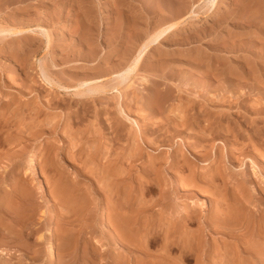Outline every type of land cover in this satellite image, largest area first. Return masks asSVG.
I'll use <instances>...</instances> for the list:
<instances>
[{"label": "rangeland", "instance_id": "374dc122", "mask_svg": "<svg viewBox=\"0 0 264 264\" xmlns=\"http://www.w3.org/2000/svg\"><path fill=\"white\" fill-rule=\"evenodd\" d=\"M179 19L184 21L152 47L142 67L121 81L117 74L146 34ZM37 25L51 34L48 52L40 36L0 41V220L6 214L15 220L9 222L14 238L0 244V264H138L160 258L161 243L122 238L115 245V205L132 188L133 198L153 206L137 213V224L155 214L166 224L176 222L175 210L191 199L206 216L219 208L208 199L220 196L209 192L208 180L190 187L195 194L189 187L182 191L192 195L184 200L168 182L213 170L220 173L219 193L232 195L236 210L249 215L236 234L263 242V249L237 255L231 241L233 264L263 263L264 0H0V27ZM40 63L61 84L88 79L111 88L87 97L58 91L42 79ZM40 143L38 178L31 160ZM185 156L181 176L176 162ZM153 161L159 174L147 172ZM255 188L261 197L246 202L244 194L253 196ZM190 225L195 231L204 226ZM215 235L207 236L208 246L222 245L224 237ZM170 257L179 260L177 251Z\"/></svg>", "mask_w": 264, "mask_h": 264}, {"label": "bare ground", "instance_id": "6f19581e", "mask_svg": "<svg viewBox=\"0 0 264 264\" xmlns=\"http://www.w3.org/2000/svg\"><path fill=\"white\" fill-rule=\"evenodd\" d=\"M80 1L81 2H84V0H80ZM211 1L214 4V3H216L217 0H211ZM190 15H193V14H190ZM186 18H188V17H186ZM183 21H184V19L183 20L182 19H179V20H176V21L168 22L167 24L164 23V25L158 27V29L154 30V32L152 31L153 33L150 32L151 33V34L149 33L150 35L147 33L146 35H147L148 38H146V39L143 38L145 40L142 39L143 40L142 44L141 45L138 44V45H140V46H138V47H140L139 50L137 49L138 50L137 53L134 55V57L132 56L133 58L131 59L130 62L129 61L126 62V63L129 62L126 65V67H121L123 69H121L122 71L117 74V77L121 81H124V80L128 79L131 75H133L134 74L133 72L138 71L140 69V67H142V64L144 62V59H145L146 55L148 54V52L152 49V47H154L155 45H158V43H160L170 33H172ZM8 24H10V23H8ZM17 26H19V25H17ZM26 26H22V27H14V26H11V27H0V37L2 38V39H0V41L2 42L3 39L13 40L14 41V40H17V39H22V38H26L27 39V38H31V37H33V40H34V37L35 36H40V37H43L42 39H43V42H44V47H43V45H42V47L48 52L49 48H51L50 47V45H51V40H50L51 34L50 33H47V31H46V29L44 27H40L38 25H37L38 27H26ZM137 33H139V31ZM139 43H141V42L139 41ZM41 64L42 63H40V72H41L40 75H42V79H44L46 82L48 81L49 83H51L50 86L52 88L56 89V90L58 89V91L59 90L60 91H64L67 94H68V92L72 91L73 92L72 94L75 95V96H79V95L80 96H83V95H85L86 97L88 95L91 96V95H94V94H97V93H101L102 94V92L105 91L103 89L105 86L104 87L102 86V84H103L102 82H101L102 84L100 83L99 85H96L95 86L93 80L90 81L88 79H86V80L84 79V81L82 79L79 80L78 82L76 81L77 84L75 86H72V85L71 86H67V85L61 84V83L57 82V80H54L53 78H51L50 77L51 75L49 76V74L47 73V70L43 67L45 65L42 66ZM123 66H125V64ZM121 81H119V82H121ZM117 83H118V81H117ZM118 84H117V86H118ZM100 85H101V88H100ZM108 87H109V85L107 86V88ZM110 88H111V85H110L109 89ZM97 95L99 96V94H97ZM208 122L211 124L212 121L211 122L208 121ZM212 126H214V125H212ZM201 138L200 139L197 138L198 139V142H199V140H201ZM200 142H202V141H200ZM42 147H43V144L40 143L39 146L37 148H35V150L33 152V155H32V160H31V168L33 169V171L35 172V174L38 176V178L41 176L40 175V164L38 162V159H39V157L41 155ZM193 153H194V151H193ZM195 156H196V158H198L200 160V157H199L200 155L195 154ZM228 159L232 162V161L235 160V156H233L232 154H229L228 155ZM187 160H188V157L185 156L182 160H179L178 162H176L177 163L176 166L179 169V172L176 171L177 174L180 173L181 176L184 175V173L186 171V162H187ZM226 164H227V162H226ZM164 166H165V164H164ZM161 168L163 169V166H161ZM173 168H174V166H173ZM214 168L216 169V167H214ZM220 169H221V167H220ZM159 170H160V164H159V169H156V166H155V162L154 161L147 168V172L148 173L155 171L157 174H159L160 173ZM191 171L193 172V170H191ZM230 171H231V168H230ZM198 172L195 171L192 174H190V173L188 174L187 173L188 175H184V177H181V178H184L185 179V182H182L180 180V178H179L180 181L179 180H175V182H173V178L170 177L172 180H170V178H169V180L172 181V182H168L169 187L172 188V190L175 193H179V194L176 195L177 198H181V199L184 200V199H188L189 196H190V194L188 196V194H186V192L183 193L182 191H186L187 190V187L190 188L193 185L198 186V185L206 182L204 180V179H206V180H208V186L210 188L209 192L212 195H214V196H219L220 195L219 198H217L216 200L214 199L215 202H213L212 199H208V201L210 203H215V204L217 203L218 205H216V206H219V208L218 207H214L215 210L212 213H210V214L208 213V215L204 216L203 213H201V214L199 213V210L200 209L198 210V208H196V206H197L196 204L197 203L194 202L190 198L191 200H189L187 202V205L186 206H182V207L178 208L177 210H175V217L178 220L176 222H173V221L170 220L171 222H169V223L166 224L163 218H161L160 216L159 217H156L155 216L156 214L154 213L155 215H152L150 218H147L145 221L141 222L140 224H137L138 223V217H137L138 214L137 213H139V214L141 213L142 214L143 212L149 211L150 209H152L153 206L151 204H149L147 201L143 200V198L138 199V200L136 198H133L132 197L133 190L131 188L130 189V192L126 196H124L115 205V209H114V211H112V212H114L113 213V217H114V220L113 221H114V224L116 225V227L118 229V231H117L118 234L116 232H114L113 230H110L111 236L113 238H115V240L117 242V244H115V245L116 246H119L118 244L120 243V241H122L121 240L122 238L125 239V240H130V241H132V240L139 241L140 242L139 243L140 245H141V242H142L145 246H147V245H150L151 246V244H160L161 243L162 251L164 252L161 255H163V256H161L160 254H157V255H160L161 257L160 258H156L155 260H151L149 262H146V261L143 260L144 262L141 261L142 263H140V261H139L140 264H182V262L183 263H186L185 261H192V260H196L198 262V264H233L234 256H233V254H230L231 253V249H233V245L231 244L232 243L231 241H233V242L235 241V243H234V249H235L237 255L240 254V252H245L248 255L249 253H252V251L255 250L254 248H256L257 246H258L257 247L258 249H263L262 246H259V245H261L260 243H263V242H260L259 241L258 242L259 245L258 244L256 245L255 243L254 244L251 243L250 242V239L247 238V236H241V234L239 235V233L236 234V232H237L235 230L236 227L239 226L240 224H242V222L246 223L247 220H248V218H249V215H248L247 212H240V211L238 212L236 210V207H235L236 205L233 202L234 197L232 195L228 196L227 194L219 193L220 190L217 189V186L215 184L216 183V178H217L218 174H220L219 171L213 170L212 173L205 174L206 176H208V178L206 176L199 177L198 176ZM238 175H240V174H238ZM150 177H152V176L150 175ZM261 183L264 184V178H261ZM154 184H155V182H154ZM160 184L162 185V183H160ZM204 184H206V183H204ZM155 186H157V185H155ZM157 187H160V186H157ZM240 187L243 189V187L241 185H240ZM154 188L155 187L151 185L149 187V190H153ZM258 189L255 188L254 192L252 193L253 196L247 197L244 194V197L246 199V202H249L250 203L252 200H255V199H258V198L261 197L262 194H261V192ZM191 191H194V190L191 189ZM168 193H170V192H168ZM191 193H194L195 194V191L194 192H191ZM207 193L208 192H206L205 194L207 195ZM197 194L198 193H196V198H197ZM255 195H257V196H255ZM162 197L163 196H161V198ZM190 197H192V195ZM165 199H166V197H165ZM175 199L176 198H174V200ZM156 200H158V199H156ZM204 200H206V199H204ZM238 200H240V199H238ZM172 203H171V205H172ZM224 203L226 204L225 206H223ZM245 205H246V203H245ZM176 206H179V205H176ZM157 207H158V205H157ZM204 207H206V206L204 205L203 208ZM123 208H126L125 209V212L122 211ZM248 209L249 208H247L246 210H248ZM126 211H128V212H126ZM147 215H149V214H147ZM10 217L6 214L0 220V244H3V243L7 244L8 241H9V239H10V237L11 238H14L15 233L10 234L9 222L12 220V218H10ZM22 217H24V216H22ZM100 218L102 219V221H104L106 223V220H107L106 210H104V209L101 210ZM16 219H18V217ZM12 221H15V220H12ZM196 222L197 223L198 222L203 223V225H204L203 228L201 230H199L197 228L198 230H196V231H195L196 228L195 229L192 228L193 230L192 229L190 230L189 229L190 227L188 228L189 224L192 225V224H194ZM250 223H251V221H250ZM258 223H260V222L258 221ZM255 225H256V223H255ZM200 226L202 227V225H199V227ZM254 229H255V227H254ZM6 230H7L8 234H6L7 233V232H5ZM239 231H241V230H239ZM242 233L244 234V232H242ZM50 234H51V232H50ZM213 234L214 235L215 234H218V236L222 235L224 237V241H223L222 245L217 244V243H214V242L212 244H210V246L207 245V236L208 235L211 236ZM258 235H259V237H261V236L264 237V225H262L261 228H260V230H258ZM252 241L255 242V240H252ZM122 242H124V241H122ZM48 244H49V251H48L49 254L48 253L47 254L50 255L49 258L50 257L53 258L54 254H55L56 247H54V243H52V240H51V242L49 241ZM30 247H32V246H30ZM107 247H109V246H107ZM139 249H141V248H139ZM29 250H31V249H29ZM143 250L141 251L142 253H143ZM174 251H177L178 254H179V260L178 261H176L177 259L175 260L176 256L174 258L175 261L169 260V258L171 259L170 255ZM145 252H146V249L144 250V254H145ZM147 252H146V254H147ZM5 254H6V252H5ZM114 255H113V257L117 256L118 254L115 255V256ZM145 255H143V256H145ZM118 256H117V258H118ZM147 256H145V259L147 258ZM257 257H258V255H257ZM262 257H263V255H262ZM262 257H260V258H262ZM150 258H148V259H150ZM205 258H207L209 262L206 263L205 262ZM118 259H117V261L115 259H113V260H115V262L117 263L119 261ZM118 263H120V262H118ZM238 263H239V260H238ZM261 263L262 262H260L259 264H261ZM263 263H264V261H263Z\"/></svg>", "mask_w": 264, "mask_h": 264}]
</instances>
